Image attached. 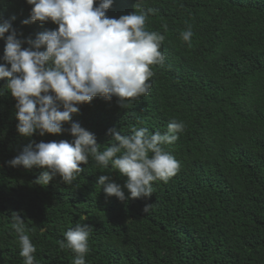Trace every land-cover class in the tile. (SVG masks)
<instances>
[{"label": "trees", "instance_id": "trees-1", "mask_svg": "<svg viewBox=\"0 0 264 264\" xmlns=\"http://www.w3.org/2000/svg\"><path fill=\"white\" fill-rule=\"evenodd\" d=\"M31 7L26 0H0V23L11 21L22 42L57 28L50 21L22 25ZM149 8L155 14L145 27L165 36L164 64L151 66L149 93L126 108L116 97L96 96L79 105L61 134L23 137L16 101L0 79V264H23L12 213L29 229L36 264H72L75 254L57 241L76 223L92 228L86 264H264V0H139L138 6L113 0L106 15ZM188 27L190 46L181 38ZM3 49L0 39V57ZM173 119L185 129L163 147L180 169L166 183L154 182L149 198L106 197L100 175H109L127 198L126 178L95 167L91 158L70 185L58 176L37 185L43 169L6 163L30 143L71 142L73 122L103 150L114 126L126 136L133 127L163 133ZM146 204L152 207L145 214Z\"/></svg>", "mask_w": 264, "mask_h": 264}, {"label": "clouds", "instance_id": "clouds-1", "mask_svg": "<svg viewBox=\"0 0 264 264\" xmlns=\"http://www.w3.org/2000/svg\"><path fill=\"white\" fill-rule=\"evenodd\" d=\"M26 3L32 7L22 25L50 21L57 28L22 42L11 21L0 23V39L4 40L0 79L7 80L6 91L16 101V130L20 136L61 134L63 125L79 112V105L96 96L105 101L116 97L119 106L126 108V102L149 93L154 75L151 66H163L165 59L160 51L165 36L145 27L148 15L155 14V9L110 18L106 13L113 0H26ZM192 36L191 27L181 32L182 40L189 46ZM22 43L28 47H22ZM184 129L185 124L176 119L169 122L163 133L133 127L132 134L126 136L114 126L108 129L106 135L110 140L101 150L95 135L73 122L67 129L73 137L71 142L30 143L6 163L13 168L43 169L34 181L37 185L46 186L57 176L70 185L84 172L80 165H87L91 158L95 167H110L126 178L127 198L109 175H100L97 185L103 187L106 197L121 202L149 198L154 182L166 183L179 171L180 162L163 146L177 141ZM151 207L152 204H146L143 212L148 213ZM11 220L23 264H36L37 249L25 221L19 213H12ZM91 231L89 225L76 223L64 232L63 240L57 241L61 249L75 254L72 264H86Z\"/></svg>", "mask_w": 264, "mask_h": 264}]
</instances>
